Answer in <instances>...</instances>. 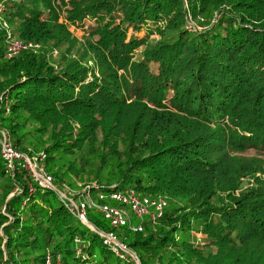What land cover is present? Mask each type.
Wrapping results in <instances>:
<instances>
[{"label": "trees", "instance_id": "1", "mask_svg": "<svg viewBox=\"0 0 264 264\" xmlns=\"http://www.w3.org/2000/svg\"><path fill=\"white\" fill-rule=\"evenodd\" d=\"M0 7L21 39L64 47L57 59L8 56L13 34L0 30V130L44 155L54 185L10 175L0 156V264H45L47 251L52 264H264V0ZM65 182L113 206L108 195L125 189L167 206L154 219L130 214L140 232L96 210L88 225L64 207ZM110 232L137 260L115 253Z\"/></svg>", "mask_w": 264, "mask_h": 264}, {"label": "built area", "instance_id": "2", "mask_svg": "<svg viewBox=\"0 0 264 264\" xmlns=\"http://www.w3.org/2000/svg\"><path fill=\"white\" fill-rule=\"evenodd\" d=\"M38 47V44L24 43L21 40L13 39L7 45V55L14 56L23 49L36 50ZM0 150L4 167L10 175L13 176L16 172L23 171L40 185L46 188H53L51 175L44 172L39 165L41 155L39 157L29 156L19 151L12 142L10 135L2 130H0ZM85 190L86 188L81 195L63 191L60 192L59 196L66 210L77 220L88 225V212L96 210L113 227L127 226L133 231H141V225L130 223L129 214L124 207H128L136 218L142 220L144 217L154 219L156 215L164 211L167 205L164 197L160 195L151 197L134 189H125L108 195L107 198L119 204V206H113L103 202V195H98L94 198ZM105 237L108 242L112 243L113 250L120 258L124 259L127 256L134 258L128 246L119 240L114 233H107ZM58 262L57 264H59ZM45 264H52V257L48 251L45 255Z\"/></svg>", "mask_w": 264, "mask_h": 264}, {"label": "rangeland", "instance_id": "3", "mask_svg": "<svg viewBox=\"0 0 264 264\" xmlns=\"http://www.w3.org/2000/svg\"><path fill=\"white\" fill-rule=\"evenodd\" d=\"M2 12H3V9L0 7V23H1V26H0V30L1 31H3V32H5V33H7L8 34V36L10 35V34H13V36H10L11 38H12V40L13 39H16V40H21V41H23L24 39H21L20 37H19V35L17 34V26H18V21L17 20H12L10 23H9V20L10 19H6L5 20V22L7 23V26H3V23H2V19H4V17H3V14H2ZM64 13L63 12H61V14H59V16H58V22L60 23V22H63L64 20H65V18H64ZM117 19L119 20L120 19V15H118L117 16ZM77 20H75L74 22H76ZM85 22H87V21H85ZM67 26L69 27V30L73 33V35H75L76 37H78V39L79 40H81V39H83L84 38V34H83V30L81 29V28H79L78 27V23L76 24V23H73V24H71V23H69V22H67ZM132 26H133V24H131L130 26H129V30H128V33L130 34V32H131V30H132ZM10 27H12V29L10 28ZM137 35L139 36V37H141L142 39H144L145 38V35H146V32H145V27H142V29L141 30H139L138 31V33H137ZM25 41H31V42H29V43H36V44H39V47L37 48V51L38 50H40L41 51V54H44V55H46L47 57H51L52 56V58H54V59H57V58H59V56H60V52L61 51H63L64 50V47H62V48H56V47H54L53 49H51V50H49V49H47L46 50V48H47V44H48V42H50L49 43V46H53V41H47V40H42V41H44L45 43L44 44H42L41 43V41H39V40H36L35 41V39H30V40H24L23 42H25ZM47 43V44H46ZM56 48V49H55ZM39 51V52H40ZM58 52H59V54H58ZM32 53H38V52H32ZM51 59V58H50ZM153 68V64H151V69ZM153 70H155V69H153ZM0 128H2L1 126H0ZM18 148V147H17ZM19 149V148H18ZM21 152H23L21 149H19ZM23 153H25V152H23ZM254 153V151H252V150H249V151H246V153L245 154H247V155H250V154H253ZM0 156H1V150H0ZM31 156V155H30ZM44 160H45V158H43L42 160H40L41 161V164L44 162ZM5 171H6V169H5ZM243 185H245V184H243ZM83 186H84V184H79V185H77V183H76V186H70L69 184H68V182H65V183H63V188H64V191L65 192H69V193H71V194H76V195H81L83 192H81V190L83 191L85 188H83ZM149 195H152V194H149ZM158 194H155L154 196H157ZM161 195V194H160ZM131 217V215L129 214V218ZM92 228L93 229H96L94 226H92ZM98 231V230H97ZM132 254L136 257V255L132 252ZM137 258V257H136Z\"/></svg>", "mask_w": 264, "mask_h": 264}, {"label": "bare ground", "instance_id": "4", "mask_svg": "<svg viewBox=\"0 0 264 264\" xmlns=\"http://www.w3.org/2000/svg\"><path fill=\"white\" fill-rule=\"evenodd\" d=\"M44 158V155H41L40 156V159H39V161L40 160H42ZM41 166V165H40ZM42 167V166H41ZM42 169H43V167H42ZM44 171V170H43ZM52 185H53V183H52ZM53 188H54V185H53ZM48 189H52V188H48ZM166 201V200H165ZM167 206V205H166ZM124 209L128 212V214H131V215H133L132 214V212L129 210V208L128 207H124ZM134 216V215H133ZM135 217V216H134ZM139 225H141V224H139ZM142 226V225H141ZM142 229H143V227H142ZM133 231V230H132ZM142 231V230H141ZM134 232H140V231H134ZM107 234V233H106ZM129 248V247H128ZM130 249V248H129ZM116 253V252H115ZM127 257H130V256H127ZM126 257V258H127ZM126 258H124V259H126ZM131 258H133V257H131ZM133 259H135V260H137V258L134 256V258Z\"/></svg>", "mask_w": 264, "mask_h": 264}, {"label": "clouds", "instance_id": "5", "mask_svg": "<svg viewBox=\"0 0 264 264\" xmlns=\"http://www.w3.org/2000/svg\"><path fill=\"white\" fill-rule=\"evenodd\" d=\"M74 217V216H73Z\"/></svg>", "mask_w": 264, "mask_h": 264}]
</instances>
